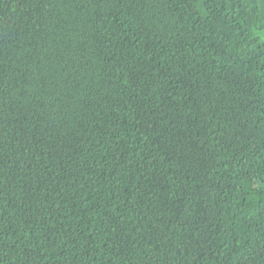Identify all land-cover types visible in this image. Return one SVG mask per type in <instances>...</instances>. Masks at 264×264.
Returning <instances> with one entry per match:
<instances>
[{"label": "trees", "instance_id": "1", "mask_svg": "<svg viewBox=\"0 0 264 264\" xmlns=\"http://www.w3.org/2000/svg\"><path fill=\"white\" fill-rule=\"evenodd\" d=\"M0 264H264V0H0Z\"/></svg>", "mask_w": 264, "mask_h": 264}]
</instances>
